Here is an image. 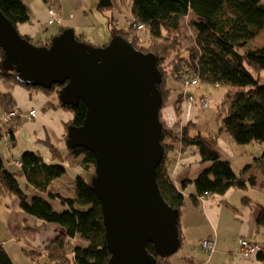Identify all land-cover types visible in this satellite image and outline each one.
<instances>
[{
	"label": "trees",
	"instance_id": "16d2710c",
	"mask_svg": "<svg viewBox=\"0 0 264 264\" xmlns=\"http://www.w3.org/2000/svg\"><path fill=\"white\" fill-rule=\"evenodd\" d=\"M44 1L49 7L59 6V0ZM97 1L98 9L108 15L110 40L116 35H121L138 50L152 52L157 56L158 67L162 72V81L158 84L163 95L162 108L172 103L171 97L174 92L169 84L170 77L180 82L183 88L185 80L191 76L198 78L199 83L229 88L226 93L227 106L220 117V126L215 134L196 129L192 121L181 130L175 131L167 126L161 116L162 143L166 153L157 169V180L164 198L180 212L178 227L182 245L184 236L181 215L187 202L186 188L189 185L195 188V193L189 195V199L193 205H199L200 200L209 195H222L233 189L248 190L258 183L255 176L246 175L251 165H246L236 172L232 162L220 155L218 141L222 137L228 143L231 141L239 145L254 141L264 143V42L257 43L260 32L264 29V0ZM0 10L17 28L31 19L24 0H0ZM117 13L120 15L125 13V21L121 24L117 22L115 16ZM189 16H192L191 24L197 33L195 41L183 53L178 50L166 63L165 53L178 47L175 41L168 40L173 37L172 33H175L174 36L179 35L182 18ZM135 24H143L144 28L141 30L149 33L151 39L148 46H142L140 43L141 30ZM23 36L41 46H49L53 38ZM76 36L80 41L92 44L82 36ZM4 57L5 52L0 47L1 62ZM0 79L8 88L22 85L43 91L47 95L55 94L60 107L70 112L72 116L65 122L66 153L47 142L53 162H47L36 151L26 150L20 159H17L21 161V166H16L20 170L11 171L0 156V195L15 196L24 212L44 223L58 225V234L54 239L47 240L44 246L50 264H108L111 255L105 239L102 207L91 187V179L95 174V156L84 147L72 148L67 144L69 127L81 126L84 123L87 106L82 100L75 105L61 101L59 94L63 85L58 83L50 88L23 84L16 69H0ZM191 89L189 88V93ZM201 96L206 94L203 93ZM174 102L176 111L181 115L184 103H189L185 102L184 89L181 92L178 90ZM4 107H15V100L9 91H0V108ZM19 119L20 116L13 118V124L8 128L12 141L15 140L21 125ZM191 148H196L201 156V162L209 165L195 179H187L179 186L171 173L173 153L182 154ZM68 164L83 167L85 176L77 177L75 197L62 198L63 203L68 205V209L63 212L56 211L41 195L30 197L21 187L19 178L23 177L28 187H33L39 192H47L54 180L66 173ZM252 166L257 167L264 175V149L260 155L254 157ZM261 187L264 189V179ZM50 195L56 194L51 191ZM242 199L244 202H252L249 196ZM258 206L256 233H264V204ZM249 241L261 247L260 251H255L251 256L257 255L264 261V246L251 239ZM147 249L157 258V264H171L170 256L158 255L152 243H148ZM202 249L206 253L203 247ZM24 250L33 259L40 255L27 248ZM215 250L216 245L214 251L206 253L208 258ZM0 264H15L3 244H0Z\"/></svg>",
	"mask_w": 264,
	"mask_h": 264
},
{
	"label": "water",
	"instance_id": "95a60500",
	"mask_svg": "<svg viewBox=\"0 0 264 264\" xmlns=\"http://www.w3.org/2000/svg\"><path fill=\"white\" fill-rule=\"evenodd\" d=\"M0 47L4 69H16L20 82L44 88L58 83L61 101L87 106L84 123L69 127L67 144L95 156L91 187L102 207L108 264H157L148 243L161 257L175 254L180 212L157 180L166 153L157 56L121 35L103 46L80 41L71 28L49 46L36 45L1 10Z\"/></svg>",
	"mask_w": 264,
	"mask_h": 264
},
{
	"label": "crops",
	"instance_id": "0c3cea01",
	"mask_svg": "<svg viewBox=\"0 0 264 264\" xmlns=\"http://www.w3.org/2000/svg\"><path fill=\"white\" fill-rule=\"evenodd\" d=\"M24 3L29 8L31 19L29 22L19 25L18 30L22 35L31 38L47 39L58 35L61 30L71 28L75 31L76 35L82 36L96 46L106 45L110 41L108 15L98 9L97 0H95V3L92 0H59V6L57 7L62 18V24L52 25L48 24L49 6L44 0H24ZM117 15L118 13L115 15L117 22L119 24L123 23L125 21L124 15L121 14L120 17ZM5 90H7L5 92H11L15 100V107L20 111L18 116H20L21 125L17 130L15 140L12 141L10 136H8L9 143L6 144V134H10L8 128L9 125L13 124V119L8 124L0 122V137L3 138L4 144L8 148V151L5 152V148L2 149V144H0V156L4 160V163L5 156L7 155V158H9L8 153L11 152V147L13 148L14 146H17L20 152L24 150L36 151L47 162H53L48 143L54 144L55 147L66 153L65 122H68L72 116L70 112L60 107L58 97L55 94L47 95L43 91L29 89L22 85H15L11 88L6 86ZM201 95L203 93L198 96ZM10 109L12 107L0 108V118L6 110ZM30 110H36L37 116L30 118ZM198 112V106L192 103H184L181 115L176 113L174 105H169L161 110V116L166 121L165 123L168 127H172L173 125H176V128L180 127V125L185 127L188 122L192 121L193 123H198L196 129L204 132L201 127L203 123L198 120ZM42 143L45 145L42 146ZM218 150L224 159L227 158L231 161L230 159L232 158L230 156H233L234 152L230 144L228 146L227 143L223 142V144L218 145ZM173 157L171 173L175 183L179 186L187 179H195L209 165L208 163L201 162V156L196 148H191L182 154L173 153ZM250 159L251 157L245 156L241 161L240 158L239 168L244 164L251 165L246 175L255 176L258 182L257 185L248 190L233 189L226 194L209 195L201 199L199 205L191 203L193 206L192 217L198 216V222H196L195 227H192L197 229L198 233L191 232L192 228L189 231L187 222L191 221L194 224L191 217H187V219L181 217V229L184 236L181 248L185 246L187 250L183 249L184 252L180 253V248L176 252L177 254H175L178 255L179 260H175L174 262L172 260L171 263L181 264L182 259H186L185 256H188L189 259H186V264H264V261L257 255L246 257L238 252V237L249 238L264 246V241L261 242L262 237L264 238V233H256L258 204L264 203L255 201L254 199L249 203L244 202L243 199H241L243 202L234 199L237 193L249 196L248 192L250 191L264 192V189L261 187L264 175L257 167L252 166L253 160L250 163ZM15 160L17 159H12V163ZM5 165L10 170V165H7V163ZM52 192L55 193L54 190ZM193 193H195V188L193 185H189L186 188V194L189 197ZM61 200L63 199L61 198ZM0 220L3 222L1 223L2 226L10 234V238L16 236L18 240H21V243L32 248V251L38 252L39 256H47V252L44 250L45 243L47 240L54 239L57 234L44 236V233H42L37 237L35 236V231L28 234L24 229L33 228L38 230L40 226H45L46 223L24 212L17 198H7V196L5 199L2 198V200L0 198ZM234 225L238 226L235 241L229 237L230 229L227 231L222 230L223 226H229L233 229ZM53 230H58V227ZM207 237L216 239V250L210 258H208L201 247V241ZM3 243V246L8 251L7 242L4 241ZM49 262L47 264H50Z\"/></svg>",
	"mask_w": 264,
	"mask_h": 264
},
{
	"label": "rangeland",
	"instance_id": "374dc122",
	"mask_svg": "<svg viewBox=\"0 0 264 264\" xmlns=\"http://www.w3.org/2000/svg\"><path fill=\"white\" fill-rule=\"evenodd\" d=\"M93 3H95V0H92ZM119 17L121 16L120 14H118ZM117 15V16H118ZM125 15V14H124ZM123 17V16H122ZM191 20H192V16L189 17H183L182 21H181V25H180V31H179V35L178 36H174L175 33H172L171 36H173L171 39H169V42H176V45H178L177 48L174 49H170L169 51H167L165 53L166 56V60L168 63L171 56L175 55L176 52L179 50V52L183 53L185 51V49L188 46H191L196 38V31L194 29V27L191 24ZM260 36L257 39V43L258 44H262L264 42V29L260 32ZM139 36H140V43H142V46H148L150 44V35L147 31L145 30H141L139 31ZM0 69L4 70V67L0 61ZM171 79H169V84L171 86V88L173 89V96L171 97V102L173 103H168V105H165L163 108H166L169 105H174L175 108V100H176V96L178 93V90L181 92L183 89V85H180V82H176L173 80L172 77H170ZM183 84V82H182ZM182 87V88H180ZM6 86L5 83L0 79V91H7L5 90ZM178 88V89H177ZM177 89V91H176ZM228 87L227 86H214L211 84H206V83H199V85L192 87L191 89V93L193 95H195L197 98L200 97L198 96L199 94H206V96H208L209 98V102H210V106L208 108H201V106L199 105L198 107V115L199 121H202V129L205 133H210V134H215L220 126V117L221 115H223L225 106H227V104L225 103L226 100H228L227 97V91H228ZM226 104V105H225ZM162 108V109H163ZM176 110V109H175ZM176 113L179 115V113L176 111ZM165 121V120H164ZM166 122V121H165ZM195 125H197L198 123H194ZM205 124V125H204ZM200 125V124H199ZM182 126L180 125V127L176 128V125H173L172 127H170V129L175 130V131H179L181 130ZM29 138V136H28ZM219 144H223V142H225V144L227 143L228 146L230 144V146L233 148V152L234 155L230 156L232 159H230L233 162V167L236 170V172H239L241 169H243L245 167L246 164H244L241 168H239V162H240V158L242 161V158L245 156H248L250 159V163L253 160V156H258L260 155V153L263 152L264 149V143L261 142H252L246 145H239L236 143H233L231 141H229V143L224 140L222 137L219 138ZM0 144L2 149L5 148V152L8 151V148L5 146L4 144V140L3 138L0 137ZM42 146H44L45 144H41ZM26 151V150H24ZM23 151V152H24ZM23 152L18 151L17 146L15 147H11V152L8 153L9 158H7V155L5 156V163H7V165H10V170L11 171H17L20 170V168H17L16 165L14 163H12V159H19L22 155ZM253 153V154H251ZM245 155V156H244ZM253 155V156H252ZM180 156V155H178ZM226 160H228L227 158H225ZM85 176V169L81 166H72L70 164H68L67 166V171L64 175H62L61 177L57 178L56 180H54V182L52 183L51 187L49 188V190L47 192H39V191H35L33 187H28L25 178L20 177L19 181L21 183V187L25 190V192L30 196H34V195H41L44 199H46L48 202H50L54 209L56 211L59 212H63L65 210L68 209V205H65L63 203V200H61V198H67V197H75L76 195V182H77V177L78 176ZM197 175V174H196ZM54 190L55 194L54 196L50 195V192ZM248 195L250 196V198L255 200V201H260L262 203H264V192L261 191H257V192H248ZM243 194H239L237 193V195L234 196V199H238L240 202L241 199L243 198ZM12 198H16L15 196H10ZM7 196V198H10ZM0 198L2 200L6 198V196L0 195ZM192 202L190 201L189 197H187V202L186 205L183 208L182 211V218H186L187 217H191L194 221V224L191 221H188L187 224L189 226V231L191 229V232H195L198 233V230L193 228L196 225V222H198L197 217L198 216H194L192 217ZM9 208V207H8ZM3 223L0 220V244H4L3 242L6 241L7 242V247H8V251H9V255H11L10 257L12 258V260H14L15 264H47L48 261H50V259L48 258V256L45 255H41L39 256L37 259H33L32 256L28 255L25 252V248H27L28 250L32 251V248H30L29 246H27L26 244L21 243V240H18L16 238V236H12L10 238V234L7 232V230L2 226ZM193 226V227H192ZM58 225L56 223H46L45 226H40L38 230L33 229V228H26L24 229L26 232H28V234H31L33 231L36 232L35 236H39L40 234L44 233L45 235H56L58 234V230H53L54 228H57ZM199 227V226H198ZM230 229L229 233H230V238L233 239L235 241V234L238 232V226L234 225V228L232 229L229 226H223L222 230H228ZM9 232L11 233V231L9 230ZM46 239V237H45ZM237 241V240H236ZM264 241V238L262 237L261 242ZM186 244V243H184ZM184 250H187V247L184 246V248H181V250L179 251L180 253L184 252ZM177 254V253H175ZM173 254L172 256H170L171 261L173 260V262L175 260H179L178 255ZM186 259H189L188 256H185ZM186 259H182V263L181 264H186L187 260ZM207 260V259H206ZM51 262V261H50ZM171 264H176V263H171Z\"/></svg>",
	"mask_w": 264,
	"mask_h": 264
},
{
	"label": "built area",
	"instance_id": "2783aa9c",
	"mask_svg": "<svg viewBox=\"0 0 264 264\" xmlns=\"http://www.w3.org/2000/svg\"><path fill=\"white\" fill-rule=\"evenodd\" d=\"M48 13H49V19H48V24L52 25V24H62V18L60 15V12L58 10L57 6H52L49 7L48 9ZM137 26L138 29H143L144 25L143 24H135ZM199 83L198 78H196L195 76H191L190 79L185 80L184 83V92H185V102H189L192 104H195L196 106L199 107V105L201 106V108H208L210 106V102H209V98L206 96H200V97H196L193 94L189 93V88H192L194 86H196ZM20 114L19 109H17L16 107H13L10 110H6L1 118H0V122L2 124H8L12 121L13 118H15L16 116H18ZM37 112L36 110H30L29 111V116L30 118L36 117ZM8 134H6V139L5 142L6 144L9 143V139L8 138ZM16 166L20 167L21 166V161L20 160H15L13 162ZM203 198V197H202ZM238 252L243 255V256H251L255 251H260L261 247L257 246V245H253L249 239L247 238H238ZM215 245H216V241L214 238H206L202 241V247L206 250V253H210L212 251H214L215 249Z\"/></svg>",
	"mask_w": 264,
	"mask_h": 264
}]
</instances>
